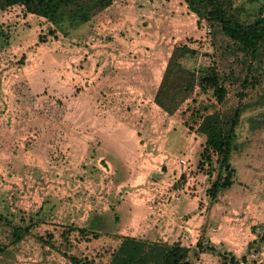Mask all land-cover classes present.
Instances as JSON below:
<instances>
[{
    "label": "rangeland",
    "instance_id": "rangeland-1",
    "mask_svg": "<svg viewBox=\"0 0 264 264\" xmlns=\"http://www.w3.org/2000/svg\"><path fill=\"white\" fill-rule=\"evenodd\" d=\"M232 5L239 9L243 5L252 7L253 3L232 0ZM53 28L45 19L27 17L19 6L0 12V238L9 242L11 223L32 225L31 234L0 253V264H72L67 254L102 263L109 260V251L117 245L114 234L87 239L75 231L69 242L59 237L63 227L79 224L63 225L62 217L78 221L96 208L107 209L111 218L122 195L113 183L112 198L96 197L95 192L104 189L87 177V168L82 167L88 161L86 154L65 152V148L79 140L71 134L73 130L86 133L94 122L90 120L92 109H100L104 105L99 102L104 100L121 120L114 122L118 133L128 136L139 132L143 136L145 131L141 129H146V123L138 117L143 112L138 103L142 95L134 96L141 81L129 68L133 62L134 66L142 62L151 79L158 80L163 66L181 46L193 50L182 59L187 69L217 68L228 88L227 98L218 104L211 91L196 87L193 97L177 110V121L158 122L155 118V123L163 131L181 123L197 133L199 112L206 107L209 112L219 110L231 115L239 104H250L241 112L237 148L231 161L236 169L235 181L249 173L264 179V104H256L264 97V57L249 60L245 53L236 52L220 28L210 26L184 0H114L89 23L75 28L65 26L66 33L56 29L54 35L50 34ZM112 50L125 51L128 56L114 58L108 53ZM135 50L140 57L134 56ZM91 56L106 63V69L94 70ZM104 77L110 80L107 89H101ZM94 94L99 98L97 104L89 106L90 97L96 100ZM158 112L162 114L163 110ZM179 127L178 130L184 128ZM216 160L217 156H213L215 173L208 177L210 184L217 174ZM260 182L264 186L262 179ZM227 196L221 202L226 218L212 219L210 226L214 222L223 224L228 244L206 251L211 254L208 258L200 255L196 259L192 254L194 264H223L221 256L230 258V254H240L235 255L240 261L245 256L246 260L239 264H264L262 229L247 250H238L239 243L248 240L254 215L264 216V196L254 200L248 193L230 211L225 209ZM207 199L210 203L209 196ZM241 215H247L249 222L238 225ZM204 246L210 247V242Z\"/></svg>",
    "mask_w": 264,
    "mask_h": 264
},
{
    "label": "crops",
    "instance_id": "crops-1",
    "mask_svg": "<svg viewBox=\"0 0 264 264\" xmlns=\"http://www.w3.org/2000/svg\"><path fill=\"white\" fill-rule=\"evenodd\" d=\"M28 16H35L44 21V18L34 14H27ZM108 53L114 58L128 56L125 51L112 50ZM135 53L134 56L140 57L138 50H135ZM93 60H95L94 70L106 69V63L101 64L91 56L90 61ZM135 63L133 62L129 69L141 81L134 96L136 98L142 95L141 99L138 98V103L143 112L138 117L146 123V129L144 127L141 129L145 131L143 136H140L139 132L128 136H124L123 132L118 133L119 129H114V122L121 120L112 112L108 101L104 100L99 102V105L104 106L100 109H92L90 120L94 122L86 133L84 130L83 133L73 130L71 134L79 140L73 142L71 140L65 148V152L86 154L88 161H85L82 167L87 168V177L91 178L93 185L102 184L104 189L99 193L95 192L96 197L105 200L112 198V185L113 183L117 185V193L122 195L114 216L110 218L107 209L100 211L95 208L93 211L89 210L92 211L91 213L81 216V222L70 219V216H64L62 224L79 223L73 225L89 229H94L96 225L100 228L103 226L100 232L103 235L114 234L112 236L116 238L117 245L120 238L131 236L168 244L180 243L188 248H195L199 241L203 243L208 241L211 246L225 248L228 244L227 238L223 236L225 226L217 222L210 226L212 219L218 221L226 215L221 206L223 196L228 195L226 202L228 206H225L228 211L238 202L246 199L243 196L248 193L254 200H259L264 196V186L260 182L262 179L264 183V179L261 176L254 177L251 173L250 176H240L228 189L219 193L215 202L209 203L207 198L211 186L208 178L210 176L200 165L207 140L206 134L191 132L181 123L171 124V127L161 130L155 123V118L158 122H161V119L170 120L171 123L174 119L178 120V113L170 115L163 111L161 114L158 112L161 108L154 102L165 67L163 66L158 80L153 81L151 73L149 70H144L142 62L134 66ZM109 81L104 77L101 89H107V86H110ZM98 83H95L96 87ZM131 91L133 92V89ZM94 97L96 98L95 94ZM98 99L92 100L90 97L89 106L96 105ZM155 111L158 115H155ZM180 125L184 128L178 130ZM137 141L140 143L138 144ZM101 161H104V164H101ZM112 174L115 175V181ZM178 192L180 198L175 199L174 196ZM256 208L255 205L254 209ZM254 217L250 223L248 240L239 243L240 253L247 250L250 243L256 241L261 229V237H264V216L255 214ZM237 219L238 225H244L248 216L241 215ZM205 254V252L201 253V257L208 258L207 256L211 255Z\"/></svg>",
    "mask_w": 264,
    "mask_h": 264
},
{
    "label": "trees",
    "instance_id": "trees-1",
    "mask_svg": "<svg viewBox=\"0 0 264 264\" xmlns=\"http://www.w3.org/2000/svg\"><path fill=\"white\" fill-rule=\"evenodd\" d=\"M184 1L192 12L205 19L210 26L220 28V31L232 41V47L236 52L245 53L249 60L264 57V3L251 0L252 7L243 5L238 9L232 5V0ZM113 3L114 0H0V12L19 6L25 13L42 17L54 25L55 28L50 31V34L54 35L56 29L66 33L65 26L75 28L80 24L89 23ZM191 52L193 50L187 46L174 50L156 91L154 102L170 115L176 113L189 98L193 97L196 87L203 92L211 91L218 104L224 103L227 98L228 88L222 83L221 75L215 66L196 71L187 69L183 65L182 59ZM246 85L248 82H245ZM262 97L257 100V105L264 104ZM249 105L239 104L231 115L223 114L219 110L209 112L208 107L202 113L198 111L196 131L207 134L200 165L203 169L210 168L207 170L209 176L215 173L211 165L213 156H217V174L208 189L212 203L218 199L221 191L235 182L236 169L232 164L231 156L237 148L236 130L240 124L241 112ZM9 226L11 229L7 238L9 242L6 243L0 238V253L4 252L8 245L19 243L32 231L31 224L26 226L11 223ZM93 228L77 229L73 225L63 227L59 237L62 242H69L75 231L87 239L100 237L103 226L100 228L96 225ZM41 239L46 238L41 237ZM51 243L52 246H56L55 243ZM213 247L204 246L202 241H199L195 248H188L180 243L168 244L125 236L120 238L119 244L109 251L110 256L106 263L97 262L95 258L86 256L67 255L72 264H194L192 254L197 259L201 253L213 251ZM221 257L225 259L223 264H239L246 260L244 256L240 261L233 254H230V258Z\"/></svg>",
    "mask_w": 264,
    "mask_h": 264
},
{
    "label": "built area",
    "instance_id": "built-area-1",
    "mask_svg": "<svg viewBox=\"0 0 264 264\" xmlns=\"http://www.w3.org/2000/svg\"><path fill=\"white\" fill-rule=\"evenodd\" d=\"M15 9H17V6H14V7L10 8L9 11H12V10H15ZM174 198L175 199H179L180 198V193L178 192L177 194H175Z\"/></svg>",
    "mask_w": 264,
    "mask_h": 264
}]
</instances>
